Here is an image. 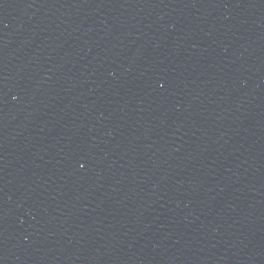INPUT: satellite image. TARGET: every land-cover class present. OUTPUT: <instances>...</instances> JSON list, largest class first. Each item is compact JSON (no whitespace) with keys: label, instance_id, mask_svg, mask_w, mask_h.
I'll return each instance as SVG.
<instances>
[{"label":"water","instance_id":"95a60500","mask_svg":"<svg viewBox=\"0 0 264 264\" xmlns=\"http://www.w3.org/2000/svg\"><path fill=\"white\" fill-rule=\"evenodd\" d=\"M146 264H264V159L203 202Z\"/></svg>","mask_w":264,"mask_h":264}]
</instances>
